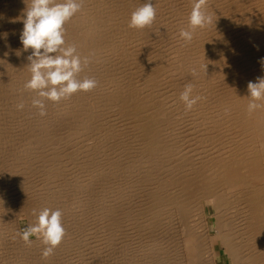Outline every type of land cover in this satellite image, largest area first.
I'll use <instances>...</instances> for the list:
<instances>
[{"label":"bare ground","instance_id":"obj_1","mask_svg":"<svg viewBox=\"0 0 264 264\" xmlns=\"http://www.w3.org/2000/svg\"><path fill=\"white\" fill-rule=\"evenodd\" d=\"M28 2L0 0V244L27 264L36 240L17 236L22 214L36 222L49 208L67 218L97 197V249L109 255L115 248L116 264H217L209 212L224 264H264V109L247 111V85L264 77V0H208L213 23L197 27L190 43L179 33L188 28L192 0H152L156 18L143 29L128 24L145 0H84L64 25L65 41L82 56L95 52L80 78L94 77L98 86L45 101L43 117L32 107L37 93L24 89ZM187 83L206 99L185 113ZM8 141L18 151L3 153ZM111 172L116 187L108 185ZM113 231L123 239L114 247ZM90 235L82 236L90 237L91 256L77 251V240L73 253L104 264ZM65 240L40 264H56V251L72 252Z\"/></svg>","mask_w":264,"mask_h":264},{"label":"clouds","instance_id":"obj_2","mask_svg":"<svg viewBox=\"0 0 264 264\" xmlns=\"http://www.w3.org/2000/svg\"><path fill=\"white\" fill-rule=\"evenodd\" d=\"M207 3L208 0H192L188 28L181 29L179 33L186 43L192 41L197 27L203 28L213 23L212 16L205 10ZM83 4L84 0H29L27 3L20 40L25 51H32L27 57L31 75L24 89L37 93L31 103L39 110L41 117L47 115L45 101L59 103L79 91L88 92L98 86L99 82L94 77L80 78V73L93 62L95 52L82 56L75 45H66L65 41L64 25L82 10ZM155 18L156 8L152 0H145L131 13L128 27L143 29L151 26ZM192 74L196 75L195 69ZM194 88V84L187 83L180 93L185 113L206 99L193 95ZM247 88L248 113L264 109V103H259L264 101V77L257 78V82L250 81ZM17 109H24L23 102L17 104ZM33 215H36V210H33ZM62 215L60 209L44 208L37 215L36 222L19 231L17 236L26 244L31 243L32 236L40 239L44 245L41 255L47 259L66 235Z\"/></svg>","mask_w":264,"mask_h":264},{"label":"rangeland","instance_id":"obj_3","mask_svg":"<svg viewBox=\"0 0 264 264\" xmlns=\"http://www.w3.org/2000/svg\"><path fill=\"white\" fill-rule=\"evenodd\" d=\"M224 129H226V128H221V130H224ZM233 131V130H232ZM231 131V132H232ZM188 134V132H186V134H184V135H187ZM232 134H233V136H234V138L236 137V135H237V137L236 138H238L240 135H239V131H238V129H236V130H234L233 132H232ZM239 135V136H238ZM11 143V144H10ZM8 144V145H7ZM7 144H6V146L7 147H4L3 146V153H5V154H8L10 151L11 152H15L17 149H18V147H17V149L15 148L16 147V144L14 145H12V141H8L7 142ZM10 145V146H9ZM11 146L12 147H14L15 148V150L13 149V151H12V149H10L11 148ZM5 148H6V151H5ZM10 150V151H8V150ZM112 150H114L115 151V149H112ZM8 151V152H7ZM18 151V150H17ZM112 153H113V151H112ZM32 161H34V160H32ZM35 162V161H34ZM118 164H120L121 165V163L120 162H118ZM119 166V165H118ZM113 172V171H112ZM111 172V173H112ZM117 173V171H114L113 173ZM119 172V171H118ZM111 174L112 176H111V179H112V184L110 183V184H108V185H114L113 183H114V181H113V179L114 180H116L115 178H112L113 177V175H116V174ZM115 177V176H114ZM107 180V179H106ZM105 180V181H106ZM104 180L102 181L103 183L102 184H104L103 185V187H105V185L107 184V181H106V184L104 183L105 182ZM110 182H111V180H110ZM113 187H116V186H113ZM112 187V188H113ZM114 189L115 188H113V189H111V187L109 186V191L110 190H113V191H110L111 192V195L114 193ZM96 197V196H95ZM97 198V197H96ZM96 198L94 199V202H95V204L94 203H92V206H90V207H86L85 205H83L84 206V208H86V210H87V208H88V212L87 211H85V209L83 210V211H85L84 212V214H83V211H81V208H83V206L81 207V204H78V205H76V206H79L80 208H78V207H76V211L73 213V214H71L70 216H68L67 218H65V214L63 213V215H62V220H63V225H64V227H65V229H66V235L64 236V238H63V240L64 239H66L67 241L69 240V242L72 244V246H71V250H72V252L70 251V249H69V253H63V254H58L59 252L58 251H56V253L57 254H55L56 256L58 255V258L59 259H57V257H55L57 260H55V263H56V261H57V263L56 264H59L60 263V261L62 260V261H64L65 260V262L67 261L69 264H71L72 263V261H73V263L72 264H74L75 262H77V263H79L78 261H80L81 259V261H83V262H81L80 261V263L79 264H86V263H88V264H93V261L95 262V258L93 259V257H89V255H86V257L84 258V256L82 255H80L79 256V254L81 253V252H83V251H86L85 253H87V251L89 252V253H87V254H90V256H91V248H90V250H89V247H91L90 246V243L89 242H87V240L86 239H88V238H90V237H87V236H85V237H87V238H84L82 235L83 234H95V236L93 235H90L91 237H93V238H95L96 237V239H94L95 240V245H94V248L96 247V251L94 250V252H96V254H100V252H101V250H98L97 249V247L99 248V246L97 245L98 244V240H97V238H98V236L103 232V228L100 226V225H102L101 224V222H100V220H99V217H98V213H99V211L98 210H100L101 208H103V207H101L100 205H97L98 203H97V201H95L96 200ZM208 200L206 201V205H208ZM94 207V208H93ZM98 207H99V209H98ZM78 208V209H77ZM90 208V209H89ZM93 208V209H92ZM112 208H113V205H112V207H110V209H111V211H112ZM95 210V211H94ZM97 210V211H96ZM78 211V214L76 213ZM207 212H209V209L207 208V210H206ZM81 213V216L79 217V214ZM98 212V213H97ZM86 213L88 214L86 217L84 216V215H86ZM95 213V214H94ZM96 213H97V215H96ZM112 214V218L114 219V218H116V219H118V217H116L115 215V217L113 216V214H114V212L112 211L111 212ZM210 213V212H209ZM208 213V215H209V227H210V231L212 232V235L214 236V239L215 240H213L212 241V244H214L213 245V248H214V250H215V252H216V262H217V264H224V262H225V258H226V252H224V249H223V246L221 245V244H219V242L216 240V238H217V235H216V233L214 232V229H213V221H214V217L213 216H211L210 214ZM83 214V215H82ZM67 216V215H66ZM73 216V217H72ZM76 217H78V220L79 221H76L77 220V218ZM81 217L83 218V220L81 219ZM97 217V218H96ZM85 218V219H84ZM87 218V219H86ZM95 218V219H94ZM70 219V220H69ZM99 220V222L97 221V220ZM116 219H114L115 221H116ZM82 220V221H81ZM92 220V221H91ZM73 221V222H72ZM84 221V222H83ZM74 222H76V223H74ZM32 223L34 224L35 223V221L33 220V222L32 221H29V219H27V217H26V215L25 214H22L21 216H20V229H19V231H22V230H24L26 227H28L29 225H32ZM70 223V224H69ZM95 224H97V225H95ZM66 225V226H65ZM78 225V226H77ZM95 225V226H94ZM80 226V227H79ZM83 226V227H82ZM94 228H93V227ZM102 228V229H99L98 230V228H100V227ZM123 226V225H122ZM71 227V228H70ZM84 230H83V229ZM89 230H88V229ZM92 228V229H91ZM78 229V230H77ZM83 230V231H81V230ZM95 229V230H94ZM123 229V228H122ZM79 230H80V232H79ZM93 230L95 231V232H93ZM124 230V229H123ZM90 233H89V232ZM101 233H100V232ZM83 232V233H82ZM97 232H99V233H97ZM76 234H81L80 236H81V238L83 237V239H81L80 238V236H77ZM111 234H113V237H112V241H114V242H112V243H114V244H112L113 245V247L116 245H119V243L123 240H117V239H114V235L116 234L114 231L111 233ZM76 235V236H75ZM75 236V237H74ZM102 236V235H101ZM77 237L79 238V239H77ZM99 238H101L100 236H99ZM30 239H31V241L33 240H36V241H34V244H32V248L33 249H31L30 250V252H28V254L26 255V256H28V257H26L25 258V260H28L27 258H29V260L27 261V264H40V258H39V256H41V254H40V252H38L39 250V248L37 247V245H38V243L39 242H37V238H36V236H32V237H30ZM65 240V241H66ZM76 240H77V243H76ZM78 240H80L81 242L82 241H84V242H82L83 244H85V246L84 245H82V243L80 242V241H78ZM96 240H97V242H96ZM1 241V240H0ZM73 241V242H72ZM80 242V243H79ZM117 242V243H116ZM78 244V247H77V251L79 250H81V252H77V254H76V250H75V253H73L74 252V250H73V247L75 246V248H76V244ZM88 243H89V245H88ZM116 243V244H115ZM79 244H80V246L82 245V247H79ZM35 245H36V247H35ZM74 245V246H73ZM88 245V246H87ZM215 246V247H214ZM3 247V248H2ZM34 247H35V251H37V252H35L34 251ZM86 247H88L87 249H86ZM38 248V249H37ZM74 248V249H75ZM78 248H80V249H78ZM84 249L83 251H82V249ZM0 258L2 259H0V261H2V262H0V264H6V263H8V264H19L18 263V261L17 260H19L20 261V264H22V262H24L25 264H26V262L24 261V259H19V257H13V256H18V254L16 253V252H13V251H9L8 250V248H5V246L1 243L0 244ZM37 249V250H36ZM100 249V248H99ZM112 250H110L111 251V253H112V251H114V249L115 248H111ZM7 251L9 252V253H7ZM15 251V250H14ZM36 253V255H37V259H35V254L34 253ZM99 252V253H98ZM103 252L104 251H102L101 252V256L103 255H106V257H103V258H101V259H103L102 261H104L103 263L104 264H116L117 262H119L120 261V259L117 257L118 255L116 254V252H114V253H112V255H114L115 257H117L118 259H117V262H116V258L114 257V256H112L111 255V253L108 255V253L107 254H103ZM4 254V257H3V254ZM32 254V256H34L33 258L31 257V254ZM104 253H106V252H104ZM224 253V254H223ZM5 254H7V255H5ZM16 254V255H15ZM68 256H67V255ZM75 254V255H74ZM81 254H84V253H81ZM107 255H108V258H107ZM60 256V257H59ZM95 256V255H94ZM100 256V257H101ZM225 256V257H224ZM3 257V258H2ZM13 257V258H12ZM70 259H69V258ZM78 259H77V258ZM89 257V258H88ZM99 257V256H98ZM110 257H112V259L110 258ZM16 258V259H15ZM80 258V259H79ZM105 258H107L106 260H105ZM36 261H35V260ZM39 259V263H38V260ZM67 259V260H66ZM83 259H88V260H86L85 262H84V260ZM90 259H93L92 260V262H91V260ZM5 262H4V261ZM30 260H33L32 262L30 261ZM76 260V261H75ZM78 260V261H77ZM9 261V262H8ZM12 261V262H11ZM61 261V262H62ZM90 261V262H89ZM106 261V262H105ZM109 261V262H108ZM113 261H114V263H113ZM17 262V263H16ZM35 262V263H34ZM37 262V263H36ZM59 262V263H58ZM66 262V263H67ZM111 262V263H110ZM67 263V264H68ZM77 263H75V264H77ZM96 263V262H95ZM94 263V264H95ZM46 264V263H45ZM97 264V263H96ZM120 264H122V263H120ZM124 264H136V263H133V262H127V263H124Z\"/></svg>","mask_w":264,"mask_h":264}]
</instances>
